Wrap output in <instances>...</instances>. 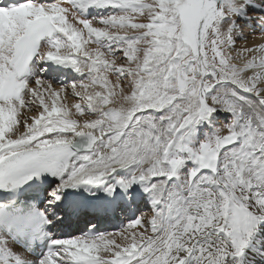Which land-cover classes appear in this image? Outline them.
Returning a JSON list of instances; mask_svg holds the SVG:
<instances>
[{
    "label": "snow or ice",
    "instance_id": "obj_1",
    "mask_svg": "<svg viewBox=\"0 0 264 264\" xmlns=\"http://www.w3.org/2000/svg\"><path fill=\"white\" fill-rule=\"evenodd\" d=\"M0 264H264V0H0Z\"/></svg>",
    "mask_w": 264,
    "mask_h": 264
},
{
    "label": "bare ground",
    "instance_id": "obj_2",
    "mask_svg": "<svg viewBox=\"0 0 264 264\" xmlns=\"http://www.w3.org/2000/svg\"><path fill=\"white\" fill-rule=\"evenodd\" d=\"M68 103L70 104V103H72V101L69 99V100H68ZM110 230H111V229H110Z\"/></svg>",
    "mask_w": 264,
    "mask_h": 264
}]
</instances>
